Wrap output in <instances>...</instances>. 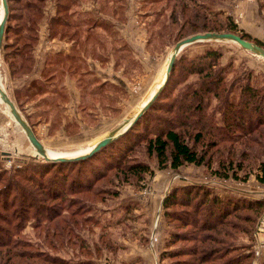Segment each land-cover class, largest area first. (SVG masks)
<instances>
[{"label": "rangeland", "instance_id": "1", "mask_svg": "<svg viewBox=\"0 0 264 264\" xmlns=\"http://www.w3.org/2000/svg\"><path fill=\"white\" fill-rule=\"evenodd\" d=\"M26 1L7 0L10 18L0 51V80L38 140L46 149L54 151L72 153L87 148L131 115L164 74L173 46L201 28L200 18H196L195 26L188 23L187 19L199 10L192 5H189L190 11L179 15L178 21L173 22L172 10L181 9L180 1L176 0H123L122 7H117L115 12L110 8L101 10L99 0H79L76 17H91L87 26L93 25L94 33L89 36L82 30L61 28L59 35L52 37L49 23L56 14V0L44 1L41 18L35 25L31 24L34 18L25 8ZM237 1L216 0L212 9L222 12L215 20L224 22L228 16L239 30L244 31L239 27L243 11L238 10L240 5ZM241 7L244 9L245 4ZM156 12L161 13L157 16L154 15ZM1 14L0 0V17ZM30 28L36 29V42L30 53L31 64L22 61V52L32 45L28 41ZM74 33L77 35L73 37ZM24 45L26 48H23ZM207 48L221 52L220 64L225 68L229 82L239 79L244 72H251L252 84L260 86L264 83V60L234 42H196L185 47L177 58L181 55L193 58ZM70 55L76 59L64 58ZM51 57L58 60L52 59L48 63L49 71L44 72ZM179 79L177 72V84L173 83L171 89L172 97L196 81L195 76H188L184 81ZM233 95L236 96V93ZM215 103L213 99L211 109H214ZM216 113L219 121L220 115ZM147 119L149 123L145 126L147 129L151 127V130L158 126L164 128L166 121L174 120L173 114L156 110L148 113ZM134 132L139 135L127 139L129 143L126 147L121 143L114 144L100 155L104 156L105 160L101 159L103 164L97 161V157L90 161L95 166L92 172L100 171L95 178L85 169L86 165L81 168L88 172L85 176L93 177L91 188H85L80 193L68 190L61 197H48L44 196L43 187L51 178L52 168L42 164L47 161L42 156H36L25 133L1 102L0 234L4 227L13 239L27 240L19 247L23 255L12 258L14 261L19 264H47L45 259L51 256L60 259L62 264H186L187 260L194 261V257L187 254L196 244L190 240V235L194 238L198 232L192 225L183 226L180 221L168 219L163 200L171 189L185 185L203 186L211 196L222 200H261L264 203V182L258 178L262 176L258 162L264 161V156L258 161L250 154L246 158L240 157L241 164L249 161L252 168L247 173L245 170L237 172L235 177L230 172L227 177L215 174V165L212 169L195 164H183L176 169L167 165L160 169L156 157L150 155L145 147V141L153 135L143 126H138ZM219 145L209 144L201 148L199 145L200 150L203 148L206 151V157L212 158L209 165L227 157L231 148L235 151L232 157L237 159L239 144L235 148L229 144ZM122 156L120 164L123 166L132 162L144 163L148 165V171L141 178L120 173L123 166H114ZM38 164L41 166L37 167ZM80 166H64L60 169L61 176H57L60 175L58 171L53 177L58 182L66 178L69 183L74 179L71 171L76 173ZM226 181L234 188L223 186L222 182ZM201 192L196 187L192 204L201 199ZM170 210L179 213L193 211L191 207L176 205ZM27 211L28 219L19 225L15 224L18 220L12 218L18 227L12 222L5 225V216L19 212L25 214ZM248 212L251 213L243 208L233 211V215L226 220L237 223V227L230 230L232 236L238 239L242 264H264V245L260 247L259 244V240H264V232L257 230L264 208L249 234L240 232L247 224L241 214ZM73 213H77V219L74 227H66L67 231L71 230L65 237L67 243L59 242L56 236L48 234L50 228L54 229L59 222L63 225L62 218H68ZM170 233L181 236L170 239ZM224 239L231 241L227 237ZM31 249L33 255L28 256L27 251ZM5 251L0 245V264H10L5 260ZM249 254L251 256L246 260L245 256Z\"/></svg>", "mask_w": 264, "mask_h": 264}, {"label": "trees", "instance_id": "2", "mask_svg": "<svg viewBox=\"0 0 264 264\" xmlns=\"http://www.w3.org/2000/svg\"><path fill=\"white\" fill-rule=\"evenodd\" d=\"M44 1L45 0L26 1L25 8L29 10V14L34 18L32 21L29 19L32 25L38 24L41 18V8L43 7ZM78 1L79 0L55 1L56 14L51 18L49 23L50 36L55 37L59 35L58 33H60L59 30L61 28H72L77 31L82 30L89 36L94 33L95 27L91 25L88 28L87 26L91 21V17H76L79 13L76 11L79 10ZM176 1H180L179 7L181 9L172 10L171 15L174 16L173 22L178 21L179 15L190 11L189 9L191 8L189 5H192L194 8L198 7L199 10L194 11V13L192 12L193 17L187 19L188 23L195 26L197 22L196 18L201 19V28L195 33L206 31L232 32L264 48V43L262 41L239 30L230 17H225L226 21L224 22L215 20L217 19V15H222V12H218L217 9L216 11L212 9L216 0ZM121 2L123 3V0H99L100 9L110 8L115 12L117 7H122ZM160 13L156 12L154 15L159 16ZM9 18L10 11L8 13V19ZM212 18H214V20ZM8 19L5 24L4 32L7 29ZM95 20L97 22L99 21L98 19ZM106 25L104 27H106ZM35 30L33 28L28 29V31L31 32L28 34V41L32 43V45L27 48L26 45L23 46V48L27 49L26 52H22L24 58L21 56V58L24 59L22 61L25 63L31 64L32 58L30 53L36 42ZM62 33L64 32L62 31ZM61 35L66 36L64 34ZM76 35L77 33H74L73 37ZM17 36L18 35H16V37ZM64 58H68V60L76 59L74 55ZM221 58V52L215 48H207L202 54H198L193 58L181 55L175 60L169 79L159 96L136 123L124 134L88 158L71 162H43L42 164L45 167L52 168L50 172L51 178L48 179L46 177L48 180L46 186L43 187L45 188L43 192L44 196L49 197L52 195L53 198L61 197L64 191L70 190L75 193H80L81 190L85 188H91L93 177L95 178L96 174H100V171L93 173L92 167L95 166L90 161L97 157V161L103 164L101 159H105L104 156L100 155L114 144L117 146L121 143L126 147L129 143L127 139L132 138L131 136L137 137L139 135L138 132H134L138 126H143L144 130H148V132L153 135V137L151 136L145 141V147L150 155L152 154L156 157L158 168L160 169L167 165L176 169L183 164H195L204 165L210 169L215 165L216 170L213 172L220 176L227 177L229 176L228 174L232 173L235 177L237 176V172L239 173V171L242 170H245L247 173L248 169L252 168V164L249 161L245 165L243 163L241 164L239 158H246L250 154L254 160L258 161L264 156V83L260 86L252 84L251 72H244L242 77L239 79L237 78L238 81L234 78L232 82H229L228 79H226L224 72L225 68L220 64ZM52 59L58 60L51 57L46 64L44 72L49 71L48 63H51ZM177 72H179V80L181 81L187 79L188 76H195L196 81L189 83L184 90L182 89L179 94L172 97L170 94L173 83L177 84L175 80ZM236 81L237 87H235ZM233 93H236V96H234ZM213 99L216 100V103L214 104V109H211ZM215 108L216 112L220 115L219 121L216 118L217 113L215 112ZM152 110L171 113L173 114L174 120H169V122L166 121L167 126L164 128L158 126L154 130H151V127L147 129L145 126L146 123L147 125L149 123L147 115ZM138 140L140 142V138ZM209 144L210 146H215L216 144H218V146H220L219 144H229L231 147L234 146V148L239 144L240 149L237 159L232 157L235 151L231 148L228 151L227 157H223L224 159L221 160H215L209 165L212 158L206 157V151H203V148L200 150L202 146L208 147ZM123 156L118 160V163L115 164V168L123 166L120 164ZM76 164L81 166L77 169L76 173L71 171V173H74V179L69 183L66 178L58 182L57 178L53 177L58 171L60 175L57 176L60 177L62 174L60 169L64 166L72 167ZM84 165H86L85 169L93 175L92 178L85 176V173L88 172L82 171L81 168ZM39 166L41 165L38 164L37 167ZM258 168L262 172V176L258 178L261 182H264V161L258 162ZM34 169L36 172H40L38 168ZM148 169L147 164L132 162L125 164L123 169L120 170V173L141 178ZM196 187L197 190L202 191V194L199 195L201 199L195 204H192L193 198L196 196ZM209 196L211 198H209ZM175 205L191 207L193 211L190 213L189 211L179 213L170 210L171 207ZM163 208L165 209V214L168 219L180 221L183 226L192 225L194 231L198 232V235H195L194 238L190 235V240L195 241L196 244L194 248L190 249V253L187 254L189 257H194V261L190 262L187 260L186 264H242L243 259L241 257L238 239L232 236L230 230V228L237 227V223H233L232 220L226 219L233 215V211L242 208L250 211L251 213L241 214L243 221L247 224L242 226L244 231H240L249 234L254 229L253 224L264 208V203L261 200L252 202L246 199L222 200L215 195L211 196L210 191L203 186L185 185L171 189L163 200ZM27 209H29V207H27ZM27 215H29V211L25 214L19 212L17 215L5 216L4 220L6 221L4 223L5 225L6 223L9 224V222L14 224L12 218H16L18 222H15V224H21L24 219H28L26 217ZM75 215L77 216V213H73L68 218H62L64 219L63 225H61V222H59V224L56 223L54 229H49L50 231L48 234L56 236L59 242L67 243L65 237L69 236L71 230L67 231L66 229L69 228V225L71 227L75 226V220L77 219ZM18 225L15 226L18 227ZM3 229L1 234H4V237H1L0 234V245L6 249L4 256L6 257L5 260L10 264H19L12 258L17 259L23 255L24 252H22L19 247L26 243L27 240L13 239L4 227ZM178 235L180 234L170 233L169 237L173 239ZM224 237L230 238L231 241L225 240ZM32 251V249L27 251L28 256L33 255ZM249 256L251 255H246L245 259L247 260ZM48 260L45 259L47 264H62V261L58 258L49 256ZM25 263L30 264L29 262Z\"/></svg>", "mask_w": 264, "mask_h": 264}, {"label": "water", "instance_id": "3", "mask_svg": "<svg viewBox=\"0 0 264 264\" xmlns=\"http://www.w3.org/2000/svg\"><path fill=\"white\" fill-rule=\"evenodd\" d=\"M2 4V16L0 18V51L2 47L3 33L5 29V24L8 19V4L7 0H1ZM229 41L234 42L243 48L246 51L251 52L252 54L262 58L264 60V48L253 41L246 40L239 36L238 34L232 32H204V33H196L186 38L179 40L171 49L168 55V62L165 68V76L162 83L158 86V88L154 91L153 94L145 101V103L140 106L133 114L132 117H128L129 119H123L116 127H114L110 132H108L105 136L100 138L92 148L81 154H77L74 156H60L59 158H52L48 156L46 148L43 144L38 140L36 135L34 134L32 128L25 120V118L20 114L18 109L16 108L13 101L9 98L5 89L0 83V95L2 101L9 107L12 118L15 123L20 126V128L25 133L28 141L34 148L36 152V156H42V158L47 162H71L82 160L88 158L99 151L101 148L106 146L107 144L113 142L116 138L124 134L128 129H130L134 123L146 112V110L152 105L154 100L159 96L164 86L166 85L170 72L173 68L174 62L178 56V54L188 45L200 42V41Z\"/></svg>", "mask_w": 264, "mask_h": 264}, {"label": "crops", "instance_id": "4", "mask_svg": "<svg viewBox=\"0 0 264 264\" xmlns=\"http://www.w3.org/2000/svg\"><path fill=\"white\" fill-rule=\"evenodd\" d=\"M237 2L240 5L238 10L243 11L239 27L252 37L264 42V0H238ZM243 4H245L244 9L241 7Z\"/></svg>", "mask_w": 264, "mask_h": 264}, {"label": "bare ground", "instance_id": "5", "mask_svg": "<svg viewBox=\"0 0 264 264\" xmlns=\"http://www.w3.org/2000/svg\"><path fill=\"white\" fill-rule=\"evenodd\" d=\"M1 16H2V14H1ZM1 18V17H0ZM167 62H168V58H167ZM167 64V63H166ZM165 68H166V66H165ZM164 76H165V70H164V74H162L160 77H159V79H158V81L156 82V84L154 85V87L152 88V90L150 91V93H149V95H148V97L143 101V103L141 104V105H139L138 107H137V109L140 107V106H142L144 103H145V101L151 96V94H153L154 93V91L158 88V86L162 83V81H163V79H164ZM0 83H1V80H0ZM1 85H2V83H1ZM3 86V85H2ZM1 102H3L2 101V98H1V95H0V104H1ZM4 103V102H3ZM5 104V103H4ZM6 105V104H5ZM136 109V110H137ZM135 110V111H136ZM6 111H7V113L12 117V115H11V113H10V110H9V107L6 105ZM134 111V112H135ZM134 112L131 114V115H129L128 117L130 118V117H132L133 116V114H134ZM127 117V119H129ZM13 119V118H12ZM102 138V137H101ZM100 139V138H99ZM98 139V140H99ZM98 140H96V141H94V143L93 144H91L90 146H88L87 148H81L80 150H78V151H76V152H61V151H54V150H48V149H46L47 150V154H48V156H50V157H52V158H59L60 156H74V155H77V154H81V153H85V152H87V151H89L91 148H92V146H94V144L98 141ZM36 153V152H35Z\"/></svg>", "mask_w": 264, "mask_h": 264}, {"label": "built area", "instance_id": "6", "mask_svg": "<svg viewBox=\"0 0 264 264\" xmlns=\"http://www.w3.org/2000/svg\"><path fill=\"white\" fill-rule=\"evenodd\" d=\"M222 185L226 186V188H228V189L234 188V187L230 186L227 183V181L226 182H222ZM248 195H251V194H248ZM257 230L260 231V232H264V216L262 217V219L260 221H258ZM259 244H260V247H262L264 245V240H259Z\"/></svg>", "mask_w": 264, "mask_h": 264}]
</instances>
